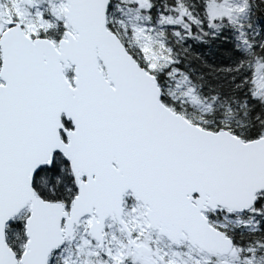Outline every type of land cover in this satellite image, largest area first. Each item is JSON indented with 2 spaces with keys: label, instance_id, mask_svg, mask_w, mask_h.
I'll return each instance as SVG.
<instances>
[{
  "label": "snow or ice",
  "instance_id": "obj_1",
  "mask_svg": "<svg viewBox=\"0 0 264 264\" xmlns=\"http://www.w3.org/2000/svg\"><path fill=\"white\" fill-rule=\"evenodd\" d=\"M0 264H264V0H0Z\"/></svg>",
  "mask_w": 264,
  "mask_h": 264
}]
</instances>
